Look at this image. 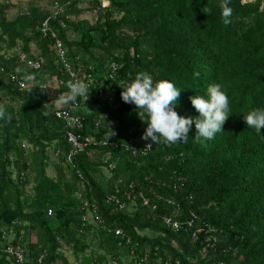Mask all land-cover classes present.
<instances>
[{
	"label": "trees",
	"instance_id": "obj_1",
	"mask_svg": "<svg viewBox=\"0 0 264 264\" xmlns=\"http://www.w3.org/2000/svg\"><path fill=\"white\" fill-rule=\"evenodd\" d=\"M48 2V11L32 2L12 18L7 15L10 3L0 2V106L11 116L10 122L0 121V229L21 243L34 264L41 255L40 264H110L112 259L131 264V245L114 235L115 228L133 246L137 243V252L152 250L150 264H264V130L257 134L244 122L249 111L264 108V0H231L234 11L228 25L220 16L221 0ZM56 5L66 10L53 18ZM48 17L71 66H81L91 76L89 97L78 98L74 110L83 118L79 133L116 143L88 147L74 158V168L65 160L66 128L50 111L48 92L39 87L45 81L54 84L50 93L55 97L68 90L71 79L58 63L54 40L40 33ZM19 53L41 58V69L25 67ZM111 62L118 69L109 78ZM142 71L154 83H174L181 91L174 110L185 118L199 116L190 97H207L210 85L221 84L231 114L222 132L204 145L194 142V125L186 143L155 145L142 139L147 124L134 104L122 101L120 88ZM12 74L35 79L18 92L10 83ZM109 102L117 104L116 111ZM103 113L112 114V130L107 121L95 129ZM110 132L112 138L107 137ZM49 148L54 177L46 174ZM30 171L32 195L26 191ZM118 181L116 195L125 202L124 209L105 203ZM79 188L81 198L76 196ZM83 199L95 203L101 223L82 225L87 213ZM191 214L192 231L210 229L196 242L187 230ZM165 216L181 228L167 229ZM210 234L214 245L203 251ZM0 264L15 263L0 255Z\"/></svg>",
	"mask_w": 264,
	"mask_h": 264
},
{
	"label": "clouds",
	"instance_id": "obj_2",
	"mask_svg": "<svg viewBox=\"0 0 264 264\" xmlns=\"http://www.w3.org/2000/svg\"><path fill=\"white\" fill-rule=\"evenodd\" d=\"M230 3L231 0H221L219 4L220 16L225 25L231 23L234 11L229 6ZM211 11L209 8L208 13L210 14ZM16 71L20 72L21 70L17 68ZM193 75L198 77L199 73ZM34 79V75L24 76L26 81ZM65 86L68 90L55 100L56 105L67 106L70 103H76L78 98H84L85 101L88 99L89 85L83 80L70 79ZM120 88L123 89L121 92L122 101L134 104L136 110H139L138 117L147 124L141 138L150 139L155 145L164 143L174 146L180 141L186 143L189 139L188 133L193 125L196 129V134L193 137L194 142L204 145L222 132L223 124L231 115L229 97L219 83L212 84L207 88V97L194 95L189 98L192 106L199 113V116L195 118L181 117L174 110L181 91L168 80L154 83L152 76L142 71L136 74L132 81L124 83ZM44 115L47 116L49 113L46 112ZM142 118H146V120ZM0 121H5V123L11 121V116L2 106H0ZM244 122L247 128L254 129L257 134H260L264 130V108L257 107L249 111L244 115ZM148 147H151V144Z\"/></svg>",
	"mask_w": 264,
	"mask_h": 264
},
{
	"label": "built area",
	"instance_id": "obj_3",
	"mask_svg": "<svg viewBox=\"0 0 264 264\" xmlns=\"http://www.w3.org/2000/svg\"><path fill=\"white\" fill-rule=\"evenodd\" d=\"M71 1H78V0H71ZM81 2H92L95 0H80ZM66 5H69V2L66 3ZM102 6H107L106 2L102 3ZM65 5L60 6L56 5L54 7V11L52 13V17H56L58 15H61L65 12ZM53 17V18H54ZM51 19L48 17L45 19L41 25H40V33L42 34L43 37H47L48 35L54 40V48L56 51L58 63L65 69V71L69 74V77L76 81V80H83L85 83L90 85L91 83V76L87 72H83L81 66H76L73 67L67 60V51L63 46V43L57 38V34L52 30L50 27L51 24ZM68 19V17H66ZM77 60V58H76ZM19 62L24 64L25 67L32 71H39L42 67V59L41 58H31L28 57L26 53H19ZM109 65V71L110 73L108 74V77L111 78L114 73H116L118 69V65L114 62H111L108 64ZM10 83L14 85L15 89L18 92H23L29 86L31 85L28 81L24 80V76L17 75V74H12L10 76ZM39 87L46 90L47 93V100L53 104H55V100L65 91H60L58 92L55 97H53L50 93L51 90L55 89L54 84H51L49 82H44V83H39ZM99 96L102 95V93H98ZM83 101L84 98H82ZM110 103V107L113 111H116L118 106L115 103ZM52 105V104H51ZM78 105V102L74 104H69L67 106H58L55 104L54 109H52V113L54 117L64 124L66 128V133H65V140L66 144L68 145V152L65 155V160L67 163H69L73 168L75 165L73 164V160L76 156H78L80 153L85 151L88 147H95V146H108L116 147V143L114 140H97L94 135H81L79 132L83 129V118L79 115H76L74 113V110H76ZM107 121V122H112V114L111 113H103L99 114L97 116V119L95 120L94 127L95 129H99L101 126V121ZM131 143V141H130ZM134 146L131 145L129 147V150L133 152ZM104 162H108V157L104 156ZM109 168H113L112 163L109 164ZM76 174L78 175L79 179L81 178V175L79 171H76ZM121 184V181H118L115 187H113V191L111 193H108L106 198H105V203L110 204L113 203L115 204L116 208L115 209H124L125 208V202H122L117 198V193L119 191V185ZM76 196L78 198L82 197V192L81 188L76 192ZM147 201V200H146ZM144 202L145 204L147 202ZM83 205V209H86V215L81 217V222L82 225L85 226L87 224H99L101 223V218L97 214V209L96 205L93 202H90L89 199H83L81 201ZM173 204V203H170ZM50 215V213H49ZM194 219L195 216L191 214V219L188 220L187 222V227L189 231H192L193 225H194ZM162 223L167 229L176 231L181 228L180 222H178L176 219H174L171 216H165L163 217ZM205 229L203 227L196 229L195 231H192V239L194 242L198 240V236L201 233H205ZM212 232V230H211ZM210 233V229L208 232H206V235ZM114 235L117 237H120L121 239L125 240L126 244L131 245L129 246V252L128 256L129 259L127 262L131 264H150L151 263V255H152V250H144L143 252H137L135 247L137 246V243H134V246L132 244L131 239L126 236L123 232L122 229L120 228H115L114 230ZM0 255H4L9 259H12L15 264H34L31 260H29L26 257L25 250L21 243L18 242H13V239L9 237V235L6 233L4 229H0ZM204 247L203 251L207 248H211L214 245L215 242V237L210 234L209 236H205L204 240ZM120 245V244H119ZM154 255L157 254V247L154 248ZM43 260V256L41 255L37 262L40 264L41 261ZM155 263H158L155 261ZM110 264H118L115 259L110 260ZM163 264H179V261H173L171 263L165 262Z\"/></svg>",
	"mask_w": 264,
	"mask_h": 264
},
{
	"label": "rangeland",
	"instance_id": "obj_4",
	"mask_svg": "<svg viewBox=\"0 0 264 264\" xmlns=\"http://www.w3.org/2000/svg\"><path fill=\"white\" fill-rule=\"evenodd\" d=\"M243 1H248V0H243ZM0 2L2 3H10V5L12 6L11 9L8 11V18H12L14 17L18 12L22 11L23 9H28L29 7V3H32L33 5H37L38 7L42 8V9H45V10H50V4L48 2V0H0ZM83 17H86L87 19H89L90 21H93V18L92 16H88V14H85V16ZM70 38H74L73 35H70ZM95 53H99L98 51H96ZM4 102H8L7 99H4ZM52 105H50L49 109H51L50 111L52 112V109H54L55 107V104L51 103ZM105 123L106 121H101V124L102 123ZM115 120H113L112 122H108V126L109 128L112 130V128L115 126ZM108 138H112V133L110 132L108 135H107ZM113 139V138H112ZM24 148H26V145L24 143ZM49 154H50V159L48 160V163H47V168H46V174L49 176V177H54L55 176V170H54V167H53V155L51 154L52 151L51 149L49 148L48 150ZM103 174L106 175L107 174V171L105 168H102L101 169ZM32 176H33V172L30 171L29 174L27 175V179L29 181L28 185L26 186V191L32 195V190H31V185H32ZM91 251L90 249L86 252L88 255L90 254ZM67 257L69 258V260L71 261L72 258H71V255L70 253H66Z\"/></svg>",
	"mask_w": 264,
	"mask_h": 264
},
{
	"label": "crops",
	"instance_id": "obj_5",
	"mask_svg": "<svg viewBox=\"0 0 264 264\" xmlns=\"http://www.w3.org/2000/svg\"><path fill=\"white\" fill-rule=\"evenodd\" d=\"M248 1H250V0H248Z\"/></svg>",
	"mask_w": 264,
	"mask_h": 264
}]
</instances>
